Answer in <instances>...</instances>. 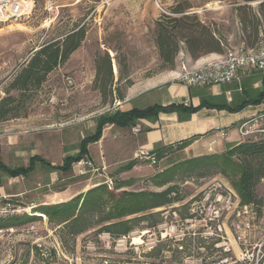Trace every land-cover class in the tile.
Segmentation results:
<instances>
[{"label":"rangeland","instance_id":"rangeland-1","mask_svg":"<svg viewBox=\"0 0 264 264\" xmlns=\"http://www.w3.org/2000/svg\"><path fill=\"white\" fill-rule=\"evenodd\" d=\"M35 8L32 16L19 23L8 24L0 22V100L6 96V91L19 72L21 66L40 49V47L63 39L75 30L83 29L85 40L70 59L52 72L43 86L24 104V116L0 125V162L11 168L26 167L32 156L47 155L46 135L54 140L63 137L69 139L66 153H74L80 133L77 126L88 122L98 126L102 117L122 111L123 101L118 94L126 96L137 82L147 77L163 75L176 71L164 69L159 56L156 42V13L165 14L155 5L144 4V18L135 20L133 15L123 11L108 12V0H82L76 5V0H55L58 5L55 13L46 10L50 0H34ZM182 6L191 7L188 14L197 15L205 20L206 25L214 24V28L228 39V50L238 48L235 21L236 9L244 0H178ZM254 8L258 4L253 3ZM154 7L156 9H154ZM164 10V9H163ZM171 14L170 11L165 10ZM202 22V21H201ZM109 54L113 60L115 77L112 96L102 93L107 74L104 71L98 75V66L102 58ZM178 60V58H177ZM176 60V63H177ZM63 75L71 76L75 88L67 87ZM121 104L116 106L118 103ZM8 126H26L13 129ZM264 127V126H263ZM13 133L17 136L14 138ZM164 152V151H163ZM155 155L157 163L152 165L144 161L146 170L150 173L135 179L133 185L116 188L130 179H121L119 174L112 173V190L106 185L107 172L94 162L98 172H89L80 178H73V169L69 174H48L45 168H40L31 179L19 178L13 180L2 173L1 195L9 196L24 186L39 188L36 195L20 198L10 197L14 204L27 208L28 216L36 219L17 225V219L25 215L0 219L5 225V232L0 237L1 264H264V255L249 250L246 261H239L241 253L246 250L234 242L233 220H226L224 232L225 241L232 246L231 252H224L222 239L217 236L216 227L211 230L194 227L196 215L191 212L194 205L199 204L203 193L217 181L224 189L232 190L238 196L228 178L215 171H197L183 173L175 170L184 158L177 151L166 150ZM195 159V158H194ZM191 160V159H188ZM185 160V161H188ZM58 164V160H54ZM40 166V165H38ZM175 171L174 178L168 184L160 186L161 182L152 179L167 171ZM137 172V175H143ZM82 177V178H81ZM83 188L92 190L99 185H106L108 190L120 195L129 192L163 193L170 191V203L148 210L144 213L130 216L132 230L120 234L111 228L114 221H109L108 195L102 194L100 207L88 205L77 219L62 222L59 218L50 219L35 213L33 198L40 194L52 195L67 186L81 181ZM133 180V179H131ZM18 186V188H17ZM258 199L255 202L258 210V220L252 230V243L264 237V186L257 189ZM85 195V194H84ZM240 198V196H239ZM241 200V199H240ZM84 201V200H83ZM83 201L81 203H83ZM80 203V204H81ZM242 205H248L242 203ZM169 205H174L173 209ZM176 213V214H175ZM19 223V222H18ZM31 224L37 226L35 234H27L23 229ZM14 225L13 227H7ZM214 233L206 236L205 233ZM229 240V241H228ZM38 244L44 245L49 251V258L42 257Z\"/></svg>","mask_w":264,"mask_h":264},{"label":"trees","instance_id":"trees-1","mask_svg":"<svg viewBox=\"0 0 264 264\" xmlns=\"http://www.w3.org/2000/svg\"><path fill=\"white\" fill-rule=\"evenodd\" d=\"M253 3H259L257 9L252 7ZM190 9L191 7H185L178 3L170 10L171 14H163L156 23V42L164 69L174 70L183 45L193 60H198L209 54L223 55L228 48L227 38L214 28V24L206 25L202 23L197 15L188 14ZM236 12L240 23L242 46L245 49H253L260 38L264 37V0H244L243 4L237 7ZM85 36L86 33L83 29L75 30L63 39L40 47L21 66L19 72L10 83L6 96L0 100V125L24 116V104L30 99V95L37 92L47 81L48 76L58 67L65 64L80 49ZM97 70L98 75L104 70L107 74V81H105V86L101 88V91L105 94L108 87V95L112 96V102V87L115 77L113 74V60L109 54L102 58ZM118 97L124 99L122 94H118ZM263 99L264 93L261 95V99L255 103H260ZM204 107L225 108L232 112L240 110V108L233 109L228 106L210 105L203 102L196 108L187 107L184 104H173L169 106H152L143 110L119 111L99 119L95 134L87 137L81 143L80 153L76 156L66 157L60 166H54L39 156L33 157L28 167L11 168L0 162V188L2 185V173H5L10 178L27 177L33 172L37 162L54 172L71 173L73 165L88 155V146L101 139L103 130L107 125L131 129L140 119L155 118L160 113L173 112L178 113L181 120H185ZM192 142L193 139L187 140L182 142L179 147L185 148ZM166 150L170 149L160 148L155 155H159ZM133 166L134 164H130L126 169H131ZM174 169L183 170V173H194L197 171H215L220 173L230 180L237 190L242 203H255L258 199V187L264 186V138L261 140H248L222 154H213L184 161L174 167ZM174 172L172 170L167 171L152 180L157 183L161 182L160 186L168 184L174 178ZM134 181L124 182L116 190L131 186ZM102 194H107L109 198L108 205H110V210L107 219L114 221L110 229L120 234H127L133 229L130 226L131 220H127L128 217L170 203L169 190L160 194L124 191L120 195H116L109 191L106 185L102 184L88 191L85 195H80L67 203L37 208L35 213L42 217L47 215L52 220L57 217L62 222H68L72 218L77 219L79 216L76 217V213L79 211L80 214L89 204L100 207L103 203L101 200ZM82 201L83 203H81ZM34 219H36L35 216L25 215V218L16 220L17 225L15 226H18V224L21 226L25 225ZM4 226L0 224V229ZM13 226L8 225L7 227Z\"/></svg>","mask_w":264,"mask_h":264},{"label":"crops","instance_id":"crops-1","mask_svg":"<svg viewBox=\"0 0 264 264\" xmlns=\"http://www.w3.org/2000/svg\"><path fill=\"white\" fill-rule=\"evenodd\" d=\"M147 1L155 5L160 11H170L179 3L178 0H108V12L123 11L126 14L133 15L132 19L137 21L144 18V4ZM81 2L82 0H76V5ZM255 4L259 5V3ZM156 8L154 7V9ZM160 18L161 16L157 12L155 19L159 20ZM201 21L204 24L207 23L205 20ZM235 27L237 45L240 47L243 43L238 18H236ZM227 41L228 44L231 43L232 38H227ZM219 56H221V54H209L198 60H193L188 54L186 47L183 45L176 63V71L147 77L137 82L128 91L126 96H124V99L126 97L127 99L123 101L122 111L127 112L133 109L143 110L152 106H169L173 104H184L187 107L196 108L203 102L210 105L228 106L233 109L240 108L239 111L232 112L225 108L204 107L185 120H181L180 115L176 112L160 113L155 118L140 119L137 121L136 124H140L143 129L142 133L139 135L133 134L131 131L132 128L107 125L103 130L101 139L88 146V155L84 159L90 158L99 168H103V171L107 172L105 175H108V179H110L109 176H111L112 173H117L123 180H135L145 176L143 172H146V174L150 173V171L148 172L146 170L147 167L145 168L143 164L144 161L136 157L140 150H145L155 155L156 151L160 148L171 149L177 151L185 161L213 154H222L248 141L239 133V127L243 123L259 117L262 126H264V118H261L264 116V99L260 103H255L257 100L261 99V95L264 93V74L255 72L241 75L240 79L233 84L205 89H191L173 81L180 71L182 64H186L190 67L201 66L217 59ZM93 125L94 126L88 122V126H86L85 123L77 126L78 130L76 131L80 133V136L77 137L76 142L71 143V146L78 144L74 153L65 152L66 146L69 147L70 144L69 139L65 140L61 137L54 140L51 138L52 136L48 134L46 135L47 142L45 145L47 147V155L35 156L45 159L54 166L62 165L66 157L76 156L80 153V146L84 139L95 134L97 126H95V122ZM11 127H13V129H15V127L20 129L26 128V126H8L7 128ZM217 128L225 130L228 134L227 138H220L216 133ZM13 135V137L16 138L15 136H17V134L13 133ZM263 138L264 135L257 136V138L253 137L250 140H261ZM191 139H193V142L189 146L185 148L179 147L182 142ZM215 140L216 144L212 146V142ZM210 147L213 149L212 152L209 151ZM35 156H32L30 160ZM54 160H58L59 163L56 164ZM130 164H134V166L131 169H126ZM39 167H43L47 170V177L50 176L49 174H66L54 172L40 162H37L33 172L27 177L12 179H31L35 173L37 174V171L40 169ZM76 168L77 163L73 165L72 171L73 169L76 170ZM137 172L143 175H137ZM73 174V178H80L81 176L78 171H75ZM83 187V182L81 180L60 191H55L52 195L40 194L39 196H35L33 198V202L35 203L34 206H36L34 210L44 206L67 203L89 191ZM38 190L39 188H36V186L29 187L26 185L23 188H18L17 192L8 195L9 197L21 199L27 195H36L35 192Z\"/></svg>","mask_w":264,"mask_h":264},{"label":"built area","instance_id":"built-area-1","mask_svg":"<svg viewBox=\"0 0 264 264\" xmlns=\"http://www.w3.org/2000/svg\"><path fill=\"white\" fill-rule=\"evenodd\" d=\"M35 8L34 0H0V22L14 24L29 19ZM58 5L55 0H50L47 3L46 10L49 13H55ZM165 14L167 12L163 11ZM264 74V37H261L257 45L253 49H245L243 46L228 50L225 54L219 56L217 59L207 62L201 66L190 67L186 64H182L180 71L174 78V82H177L187 88L191 89H205L215 86L229 85L238 81L241 75L251 73ZM64 82L67 87L74 89L75 81L71 76L63 75ZM121 104L118 103L116 106ZM261 118H264L261 117ZM263 120V119H262ZM132 133L139 135L143 129L140 124H136L132 127ZM216 133L220 138H227L228 134L221 128L216 129ZM240 135L250 140L251 138H257V136L264 135V127L262 126L259 117L251 121L243 123L239 127ZM216 144V140L212 142V146ZM212 152V147L209 148ZM138 159L146 162H150L152 165L157 163V159L154 154H150L145 150H140L136 156ZM78 173L80 175H87L89 172H98L94 162L89 159H83L77 163ZM104 170V169H103ZM113 181L108 179L106 185L112 190ZM9 196L0 195V219H7L11 217H18L28 214L27 208H23L20 205L14 204ZM170 209L174 208V205H169ZM191 212L196 215L195 220L188 219L194 223V227H203L207 230H211L213 226L223 241L221 247L224 252H231L232 246H228L225 241V222L228 219L233 220V239L234 242L242 246L246 251L241 253L239 261H246L249 250L257 251V257L259 254L264 255V237L258 242L252 243L251 234L255 227V223L258 220V210L255 203L248 205H242L239 196L232 190L224 189V186L215 181L209 190L203 193V197L200 198L199 204H196L191 208ZM176 214V213H175ZM200 225V226H199ZM13 233L14 230H2L0 229V237L5 235V232ZM23 232L27 234H35L37 232V226L31 224ZM206 236H212L214 233H205ZM229 241V240H228ZM39 252L45 259L49 258V251L44 248V245H37ZM259 264V260L257 261Z\"/></svg>","mask_w":264,"mask_h":264}]
</instances>
